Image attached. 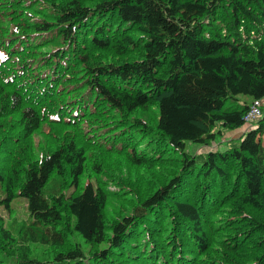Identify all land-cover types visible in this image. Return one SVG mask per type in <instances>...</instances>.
<instances>
[{
    "label": "trees",
    "instance_id": "trees-1",
    "mask_svg": "<svg viewBox=\"0 0 264 264\" xmlns=\"http://www.w3.org/2000/svg\"><path fill=\"white\" fill-rule=\"evenodd\" d=\"M263 98L264 0H0V264H264Z\"/></svg>",
    "mask_w": 264,
    "mask_h": 264
},
{
    "label": "rangeland",
    "instance_id": "rangeland-1",
    "mask_svg": "<svg viewBox=\"0 0 264 264\" xmlns=\"http://www.w3.org/2000/svg\"><path fill=\"white\" fill-rule=\"evenodd\" d=\"M263 107H264V100H263ZM253 123H247V125L245 126V128H241V129H238V130H228L226 131V133L222 136V139L220 140L219 137H217V140L216 142H219L217 144L218 148L219 149H224L228 146L229 142L228 141H224V140H228L229 138L231 137H237V135L239 134H242L244 131L243 130H246L247 128H251L250 126L252 125ZM246 132V131H245ZM238 135V136H239ZM262 143L264 145V134L262 136ZM216 144L212 145V146H215ZM187 148L190 149L191 151H193V149L195 148V146L191 143H187ZM208 146H203V147H197V150H201V149H207ZM112 187V185H111ZM111 202L112 203H116L115 199H111ZM12 211H14L15 215L17 216L18 219L20 218H25L26 217V213H27V209H26V202H25V199L23 197H17L15 198L12 203ZM0 212L6 217L8 218V215H7V212H5V210L1 209L0 208Z\"/></svg>",
    "mask_w": 264,
    "mask_h": 264
},
{
    "label": "built area",
    "instance_id": "built-area-1",
    "mask_svg": "<svg viewBox=\"0 0 264 264\" xmlns=\"http://www.w3.org/2000/svg\"><path fill=\"white\" fill-rule=\"evenodd\" d=\"M258 105L259 101L256 99L253 101V103L250 105L249 110L247 111L245 118L247 120L255 119L258 113Z\"/></svg>",
    "mask_w": 264,
    "mask_h": 264
},
{
    "label": "bare ground",
    "instance_id": "bare-ground-1",
    "mask_svg": "<svg viewBox=\"0 0 264 264\" xmlns=\"http://www.w3.org/2000/svg\"><path fill=\"white\" fill-rule=\"evenodd\" d=\"M258 101H259V105H258V110H259V106H261L262 105V102H263V100H264V98L263 99H257ZM247 113V112H246ZM246 113H245V115H246ZM245 115H244V118H245ZM259 117V111H258V113H257V116H256V118H258ZM255 118V119H256ZM246 119V118H245ZM247 120V119H246ZM253 120V119H252Z\"/></svg>",
    "mask_w": 264,
    "mask_h": 264
},
{
    "label": "crops",
    "instance_id": "crops-1",
    "mask_svg": "<svg viewBox=\"0 0 264 264\" xmlns=\"http://www.w3.org/2000/svg\"><path fill=\"white\" fill-rule=\"evenodd\" d=\"M238 135H239V134H238ZM238 135H237V136H238Z\"/></svg>",
    "mask_w": 264,
    "mask_h": 264
}]
</instances>
